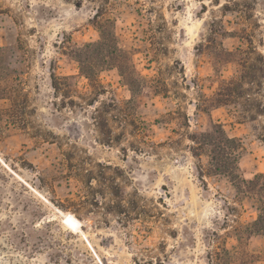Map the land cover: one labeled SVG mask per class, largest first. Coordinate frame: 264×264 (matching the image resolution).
<instances>
[{
    "label": "rangeland",
    "instance_id": "rangeland-1",
    "mask_svg": "<svg viewBox=\"0 0 264 264\" xmlns=\"http://www.w3.org/2000/svg\"><path fill=\"white\" fill-rule=\"evenodd\" d=\"M247 33L264 54V0H0V88L27 105L0 96V264H264V114L203 102ZM211 121L239 179L191 149Z\"/></svg>",
    "mask_w": 264,
    "mask_h": 264
},
{
    "label": "trees",
    "instance_id": "trees-1",
    "mask_svg": "<svg viewBox=\"0 0 264 264\" xmlns=\"http://www.w3.org/2000/svg\"><path fill=\"white\" fill-rule=\"evenodd\" d=\"M240 37L243 41L242 44H246L247 42L248 45H240L232 51H226L223 48L218 49L215 57V65L222 64L227 61L234 62L236 64V71L228 77H221L214 94L210 97H204L203 102L205 105L209 103L212 107H228L231 111L240 114L244 119L251 118L254 120L256 119V115L264 114V102L261 99L264 88V54L261 53L254 45L250 34L247 33L246 35ZM118 49L119 51H123V49L119 46ZM3 51L4 48L0 47V53ZM224 56H226V59ZM227 56L230 58L227 59ZM130 65L134 68L133 64ZM128 68L125 67V71L121 69V75L124 77L131 91L135 92V82L138 80L137 77L135 78L131 75H135V71L131 70L129 72ZM85 75L92 81V86H98V88H95V93H99L101 84L98 82L96 75L89 73ZM5 79L6 76L1 71L0 81H4ZM55 80L58 81L57 78H55ZM139 83L140 82H138V84ZM53 86L58 88L56 83ZM13 92L14 91H7L5 87L0 88L1 98H8L12 101L13 106L10 110L11 113L13 112L17 116L25 114V110L27 108L26 100L21 99L20 95ZM91 98L89 104L95 105L98 99H93V97ZM109 106L114 107L116 105L114 103L103 102L101 106L96 108L95 120L100 128L107 125L105 111H107ZM4 113L5 111H0V120ZM189 138L194 143V145L191 146V149L193 150L195 156H200L202 151L208 150L209 155L212 157L213 165L215 166L216 171L227 173L229 176L233 177L234 180L239 179L236 172L238 170V162L241 158L242 150L244 149L240 138L228 136L223 127L213 121H211L210 128L207 132L191 134L189 135ZM263 175L264 173L256 175L255 177L258 178ZM254 181L255 180H242L240 182L243 187L253 183ZM259 201L261 203L259 206L261 214L253 223H251V229L252 227L256 228V226H260V228L264 229V193H262V197Z\"/></svg>",
    "mask_w": 264,
    "mask_h": 264
}]
</instances>
